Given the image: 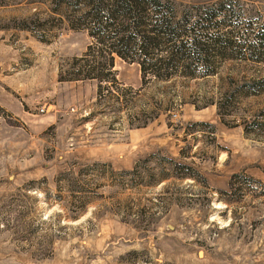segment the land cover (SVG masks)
Listing matches in <instances>:
<instances>
[{
	"label": "rangeland",
	"instance_id": "374dc122",
	"mask_svg": "<svg viewBox=\"0 0 264 264\" xmlns=\"http://www.w3.org/2000/svg\"><path fill=\"white\" fill-rule=\"evenodd\" d=\"M232 7L210 31L254 42L264 0ZM82 9L0 0V264H264V58L233 43L215 74L142 82L116 56L114 79H59L92 41Z\"/></svg>",
	"mask_w": 264,
	"mask_h": 264
},
{
	"label": "trees",
	"instance_id": "16d2710c",
	"mask_svg": "<svg viewBox=\"0 0 264 264\" xmlns=\"http://www.w3.org/2000/svg\"><path fill=\"white\" fill-rule=\"evenodd\" d=\"M66 1L83 7L74 12L69 24L84 29L92 41L71 58L66 75L59 73V79H114L116 56L136 62L142 82L215 74V58L237 55L227 51L233 43L238 49L246 46L252 57L264 58V23L251 31L254 42L244 32L242 40L236 41L231 34L210 31L220 22H227L226 15H237L232 7L234 0H221L217 7L207 6L199 13L192 9L178 11L175 0Z\"/></svg>",
	"mask_w": 264,
	"mask_h": 264
}]
</instances>
